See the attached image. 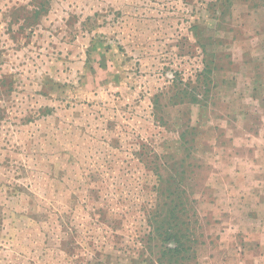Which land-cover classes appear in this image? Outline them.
I'll return each mask as SVG.
<instances>
[{"label": "rangeland", "instance_id": "374dc122", "mask_svg": "<svg viewBox=\"0 0 264 264\" xmlns=\"http://www.w3.org/2000/svg\"><path fill=\"white\" fill-rule=\"evenodd\" d=\"M253 57L264 88V0H0V264H224L253 248L260 172L233 175L252 122L225 114L215 76ZM157 203L186 234L176 255L152 239Z\"/></svg>", "mask_w": 264, "mask_h": 264}, {"label": "crops", "instance_id": "0c3cea01", "mask_svg": "<svg viewBox=\"0 0 264 264\" xmlns=\"http://www.w3.org/2000/svg\"><path fill=\"white\" fill-rule=\"evenodd\" d=\"M243 64L245 65V70L247 68L250 70H247L248 73L236 76V73L232 74L228 69H225L216 72L217 75L215 76L218 78L220 76V80L222 82L224 81L222 87L226 91H224L225 93L222 92L221 96L222 94H226L224 96L225 102L223 103L224 111H226L225 114L232 121L238 117L243 120L244 117H247L252 122L250 126L245 122L242 123L244 125L242 127L248 130L250 135L253 136L251 139H246V143H244V146L249 147L248 154L238 155L237 149L232 146L236 150L233 152L234 158H240L239 162L246 165L243 168L238 167L239 170H236L233 175H237L242 179L246 178L247 181L250 174L253 176V173L260 172L261 180L259 183L253 187L251 186L250 189V184H246V187H248V190H251V193H255L257 196V202L260 203V225H264V139L260 135L261 129H264V122H261L259 116V114L264 113V88L260 83V59L253 57V59L247 60ZM239 126L237 125V127ZM255 187L259 189H255ZM242 238L247 242L255 243L254 247L243 248V245L237 246L233 244V248L225 250L222 253L224 257L227 256L224 264H231L228 259H236L232 264H264V233L260 232L256 237H250L245 234ZM229 241H232V238ZM250 258L254 260H250Z\"/></svg>", "mask_w": 264, "mask_h": 264}, {"label": "trees", "instance_id": "16d2710c", "mask_svg": "<svg viewBox=\"0 0 264 264\" xmlns=\"http://www.w3.org/2000/svg\"><path fill=\"white\" fill-rule=\"evenodd\" d=\"M175 194H176V191L175 192L169 191L166 195V199H169L171 195H175ZM184 199L185 198L181 197V200H184ZM165 205H166L165 203L164 204L157 203L156 207L152 209L150 213V217H149V219L154 218V220H152L153 223L152 224L150 223V227L153 230V232L151 233L152 239L154 238L153 235H156L160 237L161 239L160 241L162 243L169 242L170 240L175 243L174 248L165 247L161 251L162 257L165 256L166 253H171L173 255H176L180 253L182 250H184L183 248H185V246L181 243V238L183 236H186V234H183L178 229L174 228V227L177 228L179 225L178 221H176L177 217L175 216L173 212H170V211L168 213H164L162 209ZM174 216H175L174 221H171L170 218ZM160 264H164L163 261L162 262L160 261Z\"/></svg>", "mask_w": 264, "mask_h": 264}]
</instances>
